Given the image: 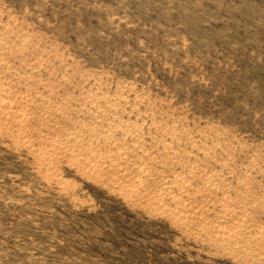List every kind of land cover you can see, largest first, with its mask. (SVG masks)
I'll list each match as a JSON object with an SVG mask.
<instances>
[{"label":"rangeland","instance_id":"obj_1","mask_svg":"<svg viewBox=\"0 0 264 264\" xmlns=\"http://www.w3.org/2000/svg\"><path fill=\"white\" fill-rule=\"evenodd\" d=\"M0 13L76 70L264 154V0H0ZM36 169L0 138V264H264L260 245L211 241L109 180Z\"/></svg>","mask_w":264,"mask_h":264},{"label":"bare ground","instance_id":"obj_2","mask_svg":"<svg viewBox=\"0 0 264 264\" xmlns=\"http://www.w3.org/2000/svg\"><path fill=\"white\" fill-rule=\"evenodd\" d=\"M18 25L0 17V138L53 182L66 184L67 164L211 241L264 249V154L145 103L131 84L76 70L59 45Z\"/></svg>","mask_w":264,"mask_h":264}]
</instances>
